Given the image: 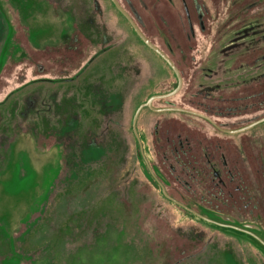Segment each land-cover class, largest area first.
<instances>
[{
  "label": "rangeland",
  "instance_id": "374dc122",
  "mask_svg": "<svg viewBox=\"0 0 264 264\" xmlns=\"http://www.w3.org/2000/svg\"><path fill=\"white\" fill-rule=\"evenodd\" d=\"M57 1L60 9H70L71 41L11 58L0 78V99L34 75L67 81L93 56L102 70L98 86L83 85L90 65L64 82L78 84L67 88L73 90L71 103L58 102L71 106L78 128L39 136L40 148L57 145L59 151L38 188L48 187L45 194L32 200L24 194L37 195L42 169L20 195L21 210L34 208L15 235L35 249V257H28L37 264H264V251L252 239L178 207L145 176L148 166L156 167L176 200L264 238V122L238 134L217 128L239 130L264 118V66L257 70L264 64V0H118L183 77L181 91L153 107L199 112L215 123L143 109L137 131L148 166L133 131L134 115L151 96L175 88L174 72L111 0ZM107 83L113 87L106 93ZM99 87L102 98L117 94V102L105 103L104 110V102H94ZM45 104L38 110L48 114ZM56 113L52 125L61 130L63 114ZM6 169L0 168V177ZM2 188L0 183V197ZM13 190L8 183L4 191Z\"/></svg>",
  "mask_w": 264,
  "mask_h": 264
},
{
  "label": "crops",
  "instance_id": "0c3cea01",
  "mask_svg": "<svg viewBox=\"0 0 264 264\" xmlns=\"http://www.w3.org/2000/svg\"><path fill=\"white\" fill-rule=\"evenodd\" d=\"M60 7L62 5L57 0H0V76L11 55L5 49V43L9 37L10 43L18 42V49L14 54L19 59L24 56L29 57L32 53L36 54L63 47L71 41L74 23L69 16L70 9H67L68 6L61 9ZM92 58L95 59L94 56ZM92 58L85 61L83 66L73 72L70 78H67L69 75L66 76L67 81L64 82L72 80L86 65H90L88 71L86 70L87 73L82 77L83 85L95 82L94 85L98 86L100 83L97 81V76L102 69H97L98 66L93 63ZM44 77L47 76L43 75L42 78L37 76L32 84H26L21 91L8 97L7 101L0 107V168H7L4 175L0 177V183L4 184L0 197L3 214L0 216L8 221L6 223L0 217V231H2L0 234V264H26L23 261L24 258L34 259L32 263L37 264V258L28 257V255L35 257V249H29L25 241L15 237L18 230L24 225L22 224L23 218L25 216L30 218L34 211L30 203V206L29 204L27 206H29V210L32 209L31 211L21 210L24 198L20 195L26 188L25 185L29 182L34 183L36 173L38 176L43 169V175L37 180L38 189L45 179L47 169L52 166L55 167L57 164L59 147L54 145L40 148L39 136L57 133L69 134L79 126V122L70 114L72 112L71 106L61 107L58 104L61 99H63L61 103L64 102V99H67V103L73 101V90L67 91V88H70L68 86H73L69 84L73 83L58 82L53 76ZM77 86L78 84L73 88ZM99 89L103 95L100 90L96 91L97 94L92 92L95 93L93 95L95 103L104 102L101 105L103 110L105 103L115 104L117 102L115 99L117 94L111 93L107 98H102L101 96H105V89L103 90L101 87ZM37 92H44L45 97L43 98L40 94L37 95ZM80 92L81 89L78 90L77 94L80 95ZM59 94L64 96L59 97ZM37 100H41L42 104H37ZM45 103H49L48 114L38 110L39 108L42 110V107L47 105ZM58 110L63 114V116L60 115V118L63 119L60 121L63 123L61 130H57V127L52 125V122L56 118L58 119L56 113ZM44 117H47L51 123ZM8 183H11L14 189L11 192L4 191ZM47 189L48 187L45 191L38 189L37 195L34 194L30 197L29 194H24L29 200L36 198V196L39 199ZM25 201L27 202V200ZM17 202L19 204L16 205ZM19 212L21 213L20 217H18ZM14 217L18 219H14ZM10 221L20 222L11 223Z\"/></svg>",
  "mask_w": 264,
  "mask_h": 264
},
{
  "label": "water",
  "instance_id": "95a60500",
  "mask_svg": "<svg viewBox=\"0 0 264 264\" xmlns=\"http://www.w3.org/2000/svg\"><path fill=\"white\" fill-rule=\"evenodd\" d=\"M111 1L114 4V6L116 7V9L126 18L128 23L131 25V27L133 28L135 33L138 35V37L143 41V43L147 47H149L151 50H153L156 54H158L168 64V66L175 73L177 81H178V84H177L175 89H173L170 92L164 93V94H156V95L151 96L145 103H142L137 108V110L135 112L134 119H133V131H134L135 137H136V139L138 141V144L140 146V150L142 152V156H143L144 161H145V157L143 155V146H142L141 139H140L138 131H137V120H138V117H139V115H140V113H141V111L143 109L150 108L151 110L156 111V112H162V111L182 112V113H187V114L194 115V116L203 118L205 120H208L209 122H211L214 125H215V123L211 120V118H209V117H207V116H205V115H203L201 113L195 112V111L181 109V108L156 109V108L153 107V102L154 101L159 100V99H169V98H172L175 95H177L181 91V89L183 87V77L181 75L180 70L178 69V67L176 66L174 61L170 58V56L167 55L163 50H161L157 45H155L149 38H147V36L139 28L137 23L134 21V19L131 17V15L125 10V8L120 4V2L118 0H111ZM263 122H264V118L260 119L259 121L255 122V123H253L251 125H248V126L242 128V129L234 130V131L225 130V129L217 127V126L216 127L221 132H224V133H227V134H238V133L243 132L245 130L251 129L255 125H259V124H261ZM145 163H146V161H145ZM146 164L148 166V163H146ZM148 169H149V172L152 175V177L156 180V182L161 187L163 195L169 201L177 204L178 206H181L182 208L186 209L187 211L191 212L192 214L202 218L203 220H205V221H207L209 223H212L214 225H217V226H220V227H223V228H229V229L244 233L246 235H249V236L253 237L255 240H257L262 246H264V239L261 238V236H259L258 234L254 233L251 228L246 227V226L239 227V226H236L235 224H228V223H225V222H218L216 220L210 219L208 217H205V216L199 214L198 212H196L193 209L187 207L183 203L177 201L176 199H174L173 197H171L168 194L164 184L156 176V174L154 173V170L150 166H148Z\"/></svg>",
  "mask_w": 264,
  "mask_h": 264
},
{
  "label": "flooded vegetation",
  "instance_id": "af4514ba",
  "mask_svg": "<svg viewBox=\"0 0 264 264\" xmlns=\"http://www.w3.org/2000/svg\"><path fill=\"white\" fill-rule=\"evenodd\" d=\"M16 42V43H15ZM11 44V45H10ZM5 49H7V51H9L10 53H11V55H10V58H9V61L7 62V65L5 66V69L3 70V72H2V74H1V76H0V78L3 76V73L5 72V70H6V68L8 67V65L10 64V59L11 58H14V59H19L14 53L17 51V49H18V42L17 41H14V42H12V43H10V37L9 38H7V41H6V43H5ZM30 57V56H29ZM22 59V58H21ZM21 59H19V60H21ZM261 66H259L258 68H257V70H258V72H260L261 70H262V67L264 66V64H260ZM264 69V68H263ZM35 77H33V80H32V82H29V83H27V85H29V84H32L36 79H37V75H34ZM26 84H24L23 86H20V88H18V89H14V90H12V91H10L8 94H6V97H4L1 101H0V104H3V103H5L6 101H7V99H8V97H10V96H12V95H15L17 92H19V91H21L22 89H23V87L25 86ZM253 231V230H252ZM262 238V237H261Z\"/></svg>",
  "mask_w": 264,
  "mask_h": 264
},
{
  "label": "trees",
  "instance_id": "16d2710c",
  "mask_svg": "<svg viewBox=\"0 0 264 264\" xmlns=\"http://www.w3.org/2000/svg\"><path fill=\"white\" fill-rule=\"evenodd\" d=\"M122 15V14H121ZM143 42V41H142ZM166 63V62H165ZM167 64V63H166ZM168 65V64H167ZM171 69V68H170ZM172 70V69H171ZM175 74V73H174ZM176 76V75H175ZM177 84H178V81L176 82V85H175V88H176V86H177ZM104 86H106V87H104V89H105V91L106 92H110V90L112 91V84L111 85H108V83L107 84H104ZM108 88H110V90L108 89ZM174 88V89H175ZM173 98V97H172ZM169 99H171V98H169ZM159 100H162V99H159ZM165 100V99H164ZM157 101V100H156ZM155 102V101H154ZM153 102V103H154ZM182 109V108H181ZM168 112H172V111H168ZM199 113V112H198ZM185 114H187V113H185ZM188 115H190V114H188ZM194 116V115H193ZM197 117V116H196ZM138 142V141H137ZM153 170L154 171H156L157 172V168L156 167H153ZM146 178L149 180V181H153V182H155V184L156 185H158L159 186V184L156 182V180H154L153 179V177H152V175L150 174V173H147L146 175ZM161 188V187H160ZM167 190V189H166ZM161 192H162V189H161ZM163 194V193H162ZM169 194V193H168ZM170 195V194H169ZM171 196V195H170ZM165 197V196H164ZM172 197V196H171ZM167 199V198H166ZM175 199V198H174ZM168 200V199H167ZM169 201V200H168ZM178 201V200H177ZM171 202V201H170ZM180 202V201H179ZM173 203V202H172ZM182 203V202H181ZM175 204V203H174ZM184 204V203H183ZM175 205H177V204H175ZM184 205H186V204H184ZM178 206V205H177ZM187 206V205H186ZM178 207H180V208H182L181 206H178ZM187 207H189V208H191L190 206H187ZM182 209H184V208H182ZM191 209H193V208H191ZM185 211H187L186 209H184ZM194 211H196V212H198L197 210H195V209H193ZM187 212H189V211H187ZM189 213H191V212H189ZM199 214H201V215H203V216H205V217H208V218H210V219H213V220H216V221H218V222H220V220L219 219H217V218H213V217H210V216H208V215H206L204 212H198ZM192 214V213H191ZM194 215V214H193ZM196 216V215H195ZM216 226V225H215ZM234 232H236V233H238V234H242V235H245V236H247V237H249L250 239H252L254 242H256V244L260 247V248H262L263 249V251H264V246H262L257 240H255L253 237H251V236H249V235H246V234H244V233H241V232H237V231H234ZM254 233H256V234H258L256 231H253ZM259 235V234H258ZM260 236V235H259ZM262 237V236H261ZM263 238V237H262ZM264 239V238H263Z\"/></svg>",
  "mask_w": 264,
  "mask_h": 264
}]
</instances>
